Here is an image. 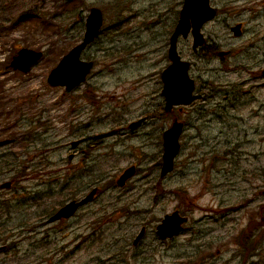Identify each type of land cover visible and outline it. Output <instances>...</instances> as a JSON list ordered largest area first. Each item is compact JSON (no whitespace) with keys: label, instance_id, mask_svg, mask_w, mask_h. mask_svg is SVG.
Here are the masks:
<instances>
[{"label":"rangeland","instance_id":"rangeland-1","mask_svg":"<svg viewBox=\"0 0 264 264\" xmlns=\"http://www.w3.org/2000/svg\"><path fill=\"white\" fill-rule=\"evenodd\" d=\"M6 1L0 140L12 141L0 147V185L12 187L0 189V264H264V0H210L218 17L202 34L205 47L229 51L223 59L203 48L194 54L190 36L178 41L195 93L174 108L186 126L176 169L163 179L161 134L172 119L160 74L182 0H14L10 10ZM91 7L104 18L83 53L95 67L66 93L47 74L81 39L75 16L83 21ZM31 8V21L21 22ZM22 46L44 52L27 75L6 69ZM131 166L135 175L116 185ZM93 187L101 192L72 219L38 218ZM175 209L197 231L159 242L155 227Z\"/></svg>","mask_w":264,"mask_h":264},{"label":"water","instance_id":"water-1","mask_svg":"<svg viewBox=\"0 0 264 264\" xmlns=\"http://www.w3.org/2000/svg\"><path fill=\"white\" fill-rule=\"evenodd\" d=\"M183 8L180 12V19L175 26V30L170 37V47L168 52V59L172 62L166 69L163 70L161 75V81L164 84L162 94L165 96V110L170 111V109L175 104H186L191 98L192 91L194 88V82L190 80L188 76V62H182L177 54L176 43L179 35L185 38L189 32H191L193 40L192 49L195 52L197 47L204 43V38L200 33L201 26L204 22L209 21L215 17V10H213L209 5V0H184ZM102 14L98 9H91L90 14L86 18L85 35L75 48L70 50L65 57H63L60 62L56 65L48 75L49 85L64 86L67 90H72L77 87L78 84L85 81L87 74L89 73L92 63L91 62H81L79 60L80 53L86 48L90 42L97 36L98 30L102 25ZM240 25H237L232 29L234 36L240 34ZM41 52L30 51L27 49H22L18 51L16 56H13L10 68L19 69L24 73L31 70L32 66L42 57ZM224 53H219V56H223ZM138 123H133L129 126L133 128L138 125ZM182 125L179 123L173 124V127L167 130L164 136V153H163V163L161 166V175H166L172 170L173 160L178 153V138L181 132ZM7 141L0 142V146L4 145ZM76 144L74 143L73 146ZM133 168L126 169L125 173L117 180L120 186H123L125 180L130 178L134 174ZM9 184L6 183L2 187H6ZM95 189H93L89 195H87L81 201H74L64 205L58 212L51 216L48 220L49 223L52 221L62 220L63 218H70L73 213L83 204L92 200ZM185 221V218L179 217L177 212L171 214L170 216H165L161 220V224L156 229V234L159 238L166 239L171 238V236L178 234L181 230V224ZM140 234L138 238H140ZM138 238L134 243L138 241Z\"/></svg>","mask_w":264,"mask_h":264},{"label":"trees","instance_id":"trees-1","mask_svg":"<svg viewBox=\"0 0 264 264\" xmlns=\"http://www.w3.org/2000/svg\"><path fill=\"white\" fill-rule=\"evenodd\" d=\"M208 48H209V49H208V53H209L208 56L211 57V56L214 55V53L216 52V50H215V48H211V47H208ZM51 213H52V210L49 211V212H45V213L42 214V215L48 217L49 215H51Z\"/></svg>","mask_w":264,"mask_h":264},{"label":"flooded vegetation","instance_id":"flooded-vegetation-1","mask_svg":"<svg viewBox=\"0 0 264 264\" xmlns=\"http://www.w3.org/2000/svg\"><path fill=\"white\" fill-rule=\"evenodd\" d=\"M9 6H10V5H9ZM9 6H8V7H9Z\"/></svg>","mask_w":264,"mask_h":264}]
</instances>
